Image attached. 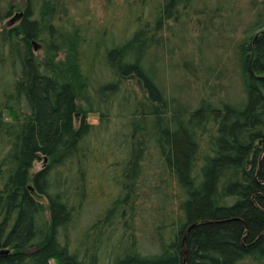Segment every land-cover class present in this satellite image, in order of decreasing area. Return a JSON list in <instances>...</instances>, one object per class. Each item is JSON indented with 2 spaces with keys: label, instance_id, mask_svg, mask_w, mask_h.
<instances>
[{
  "label": "trees",
  "instance_id": "trees-1",
  "mask_svg": "<svg viewBox=\"0 0 264 264\" xmlns=\"http://www.w3.org/2000/svg\"><path fill=\"white\" fill-rule=\"evenodd\" d=\"M238 1L130 3V34L90 42L56 26L54 0H1L0 264H264V32L237 38ZM175 51L197 81L186 104L164 86ZM98 184L113 199L74 242Z\"/></svg>",
  "mask_w": 264,
  "mask_h": 264
},
{
  "label": "rangeland",
  "instance_id": "rangeland-1",
  "mask_svg": "<svg viewBox=\"0 0 264 264\" xmlns=\"http://www.w3.org/2000/svg\"><path fill=\"white\" fill-rule=\"evenodd\" d=\"M4 5H24L27 0H2ZM34 5L41 7L44 0H31ZM141 0H54L59 4V15L55 24L57 27H63L65 30H71L74 27H79L81 33L88 37L90 42L100 40L102 37H106L109 34H112L113 37L121 38L125 34L131 33V27L128 25L125 16L128 12L127 4H139ZM239 7L242 10V24L237 32V38L239 40L248 38L251 34H257L260 31L264 30V0H239ZM2 2L0 0V10L2 8ZM10 19L3 21V26L9 22ZM129 28V29H128ZM165 36H170V33L165 32ZM190 36L194 37V32L191 30ZM44 38V36L42 37ZM84 50V49H83ZM46 48L39 44L38 49L36 50L37 55L44 59L46 56ZM102 51V50H101ZM87 54L89 51L84 50ZM178 51L174 52L173 55V66L174 74L164 81L165 89L167 90L168 95L178 99L180 102H186L194 98V93H196L197 81L187 75L184 71H180V61L177 59ZM63 58V54L59 56V59ZM180 69V70H179ZM104 68H101L98 65H95L90 70V76L93 80H96L98 84L103 78H108V75L103 71ZM95 84V82H94ZM238 86L235 88L234 92L238 94ZM137 93H140L136 89ZM233 92V91H232ZM88 123L98 126L100 124L99 114L89 115ZM79 122L76 124L78 126ZM117 125V120L114 121L112 126ZM114 128H117L114 127ZM43 167V162L35 163L33 173L40 171ZM98 194L97 197L92 199L89 197L87 202L82 206L80 214L74 224L72 229H70L71 235L75 237L74 242L77 241L79 236H84L90 227L93 225L94 221L99 218L101 219L105 213L106 205H110V200L113 199V196L106 195L109 191V187L106 185L98 184ZM41 203L48 206L47 200L41 198ZM112 201V200H111ZM125 220L128 221L131 218L130 211L125 213ZM50 212L49 210L45 211L44 220H49ZM147 221H142L141 216L136 215L132 221V227L135 230H129V234H136L139 240L142 238L145 228L148 227ZM128 226L131 225V222H127ZM120 224L115 222L110 228L105 229L103 232L104 241L101 243L100 247L108 246L110 250L113 249L114 244L118 245V242H115L120 233L123 232V228ZM109 231V232H108ZM110 238V239H109ZM115 242V243H114ZM116 247V246H114ZM110 253V252H109ZM53 260L51 264H55Z\"/></svg>",
  "mask_w": 264,
  "mask_h": 264
},
{
  "label": "water",
  "instance_id": "water-1",
  "mask_svg": "<svg viewBox=\"0 0 264 264\" xmlns=\"http://www.w3.org/2000/svg\"><path fill=\"white\" fill-rule=\"evenodd\" d=\"M22 17V14H18V16L16 17V18H21ZM262 32H264V30H262V31H260L259 33H257L256 35H255V37H257L259 34H261ZM38 49V47L36 46V50ZM252 56H253V53H251V57H250V60L252 59ZM195 225L194 224H192L191 226H189L188 228H187V230H186V234H187V232L190 230V229H192L193 227H194ZM185 234V235H186ZM8 254V251H1L0 252V255H7Z\"/></svg>",
  "mask_w": 264,
  "mask_h": 264
}]
</instances>
